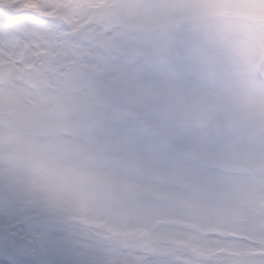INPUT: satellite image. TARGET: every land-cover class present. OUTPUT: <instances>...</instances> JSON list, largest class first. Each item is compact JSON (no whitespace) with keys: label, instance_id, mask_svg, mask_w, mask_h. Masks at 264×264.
I'll list each match as a JSON object with an SVG mask.
<instances>
[{"label":"bare ground","instance_id":"bare-ground-1","mask_svg":"<svg viewBox=\"0 0 264 264\" xmlns=\"http://www.w3.org/2000/svg\"><path fill=\"white\" fill-rule=\"evenodd\" d=\"M30 1L39 6L48 3V14L76 16L79 12L86 26V46L68 44L75 59H69L59 74L45 75L40 70V53L57 51L56 30L49 32L22 22L15 26L18 34L10 35L21 38L14 40V52L20 43L23 48H32L27 51V63L40 76L28 80L32 88L28 113L41 117L47 128L27 139L0 140V208L6 211L19 205L57 218L67 230L81 234L84 246L95 237L101 241L94 256L98 264H144L145 260L161 264H260L257 257L264 255V188H173V171L166 161L161 162L158 145L171 148L168 135L178 131L203 149H189L185 156L196 158L206 153L203 160L221 169H228L227 159L264 156V144L247 139L253 133L264 137V83L255 72L257 51H264V0H199L201 6L191 17L203 19L199 25L203 31L221 37L217 49L202 41L201 29L196 40L180 36L179 42L166 45L142 40L133 33L172 22L180 27L185 19L172 13L174 0H52L53 7L50 0H4L0 8L3 21L17 12L38 15L23 9ZM225 11L256 21L254 26L247 23L243 28L249 37L214 25L225 24L224 20H208L212 14ZM2 25L0 20L4 31L0 35L6 37L9 34ZM95 25L101 32H93ZM116 34L122 38L111 40ZM18 56L15 53L14 58ZM89 63L97 66L98 77L88 71ZM77 68L91 95L102 96L101 91L110 90L120 110L138 115L141 122L156 118L155 140L108 106L98 104L94 116L78 120L73 104L62 97L58 87L65 73ZM240 70L251 71L249 84L238 81ZM61 100L66 101L63 110L67 117L54 112ZM200 110L208 118L195 123L193 115ZM12 129L10 120L5 132L10 135ZM125 130L131 131V140L122 137ZM34 158L48 162L47 173L37 175L30 170ZM136 165L155 179L132 171ZM141 179L160 188H127ZM224 221L228 233L221 229ZM178 232L194 238L178 242ZM133 240L148 244L139 247ZM196 241L201 243L204 256L189 251ZM152 242H164L165 249L158 248L156 254ZM178 243L186 246L178 247ZM216 247H224L226 254L210 252L207 257L209 249ZM233 250L235 256L230 254Z\"/></svg>","mask_w":264,"mask_h":264},{"label":"rangeland","instance_id":"rangeland-1","mask_svg":"<svg viewBox=\"0 0 264 264\" xmlns=\"http://www.w3.org/2000/svg\"><path fill=\"white\" fill-rule=\"evenodd\" d=\"M50 2H51V7H53L55 5V2H53L52 0H50ZM29 3L30 4L28 5V7L23 8L24 10H30L31 12H34V11L37 12V14L39 15V17L42 18V20H45L47 18L49 14L46 10L48 7L46 5L48 3L45 4L44 6H39L34 1H30ZM0 6H4V0H0ZM198 6H201V4H198ZM0 12H2V10H0ZM17 16L19 17L21 15H17ZM163 16L164 15H162L161 18H163ZM6 17H9V16H6ZM65 18L67 19L69 18L73 20V25L67 28L69 29V30H66L68 33H65L64 36L59 37L58 35L60 34H56V38L58 40H55V42L57 43V45L55 46V49L57 50L55 51V55L51 53V56L53 57V58L51 57L52 60L50 58H48L46 61L42 60V62H44L43 65L46 71L49 72L46 75H57L60 73L62 61L59 59V57L69 55V58L75 59V57L69 52L70 50L68 48V44L73 43L76 46H80V47H83L84 45L86 46V44L83 41V34H79L80 30L84 28V24H85V23H81V16L79 12L77 13L76 16L66 15L63 13L60 15L55 14L54 19H52V26H53L52 28H56V29L60 28V24ZM0 20L1 22H4L2 16H0ZM202 20L203 19L190 17L182 21L181 23L182 25L180 27H179V24H177L176 22H172L168 24H160L158 26L150 27L148 29L137 30V31H134L133 33L136 34L138 37H140L142 40L145 38L152 39L153 41L159 42L163 45H166L168 43H172L175 41L179 42L178 38L180 36H182L183 38L187 35H190V38H193V40H196L197 30L201 29L203 31V26L201 27L199 26ZM208 20L209 21L210 20L211 21L224 20L225 24H214V25L222 28L225 31H228L229 33H235V34L244 33L245 36H248V37L250 36V33L243 28L245 27L247 23H250L253 26L256 24L255 20H252V19L249 20V19L243 18L238 13L233 12L230 14L229 12H226V11L221 12V13L212 14L211 16L208 17ZM103 24L108 26V23L106 22H104ZM97 27L98 25H95L94 30H93L95 34H97L98 32H101L100 28L97 31L96 29ZM154 34H159L160 36L157 35L154 38H152ZM110 38L111 40L115 38L119 40L122 37L116 34V35H111ZM14 40L20 41L21 38H12V36L10 35H7L6 37L0 35V51L3 52V55L0 56V63L6 62V61L7 62L12 61L15 63V66H19V67L25 66L23 65V63L16 64L15 60H10V59L15 56V53L16 55L22 56L23 54H27V51L32 50V48L31 47L23 48L21 47L22 44L20 43L19 48H17L14 52V49L16 47V45L14 44ZM125 40H127V37L125 38ZM249 49L252 50L251 47ZM21 53L23 54L21 55ZM260 59L264 60V51H261L259 49V61ZM78 60L83 61L85 60V58L78 57ZM244 61L249 63V58H245ZM259 61L258 60L256 61L255 68H256L258 77H260L264 81V62H263V66H261V63ZM40 64H41V59H40ZM48 66L50 67L48 68ZM88 68H90V70L88 71L90 73H93L95 77H98L100 75V71L97 69V66H94L92 63L90 64V67ZM16 70L19 72V68L16 67L15 72ZM76 74L77 73L65 74L60 79L58 83V87L62 94V97H66L69 100L75 101L77 103L78 106L76 108L78 111L75 112L76 114L75 117L78 120H85V119L89 120V118L94 116L95 114L94 110L95 111L97 110L96 104L97 105L99 104L100 106H108L120 117L123 116L135 122V124L141 129L143 133L150 134V136L152 137V141L155 140L156 131H157L156 128L159 127V124L156 118L148 117L146 118L145 122H141L138 119V115L135 116L130 111L129 113L124 114L123 113L124 111L117 108L116 105L114 104V95H113V92H111L110 90H108V93L101 91L102 96H99L93 93L94 96H92L91 99L82 100L83 94H86L88 96L89 94L91 95L92 93H89L90 92L89 89L86 93H84V88L79 81L78 74L77 75ZM250 74H251V71L240 70L239 76H238V81L240 82V84H244V83L249 84L252 80ZM24 93L26 96V99L24 100V104L27 105L28 96L26 92ZM12 94L14 95V97H18V95L20 94V89L17 92L13 91ZM102 97L104 98V100H102ZM60 102H62V100L58 101L56 104ZM93 103H95V106L93 108L92 106L89 107ZM82 104H83V107H81ZM13 106H14L13 101L8 102V100L6 99L4 102L1 103V112L11 111L9 109L12 108ZM84 108H92L91 116H88L85 118V116L82 114L83 111L86 110ZM59 116L67 117L66 113H62L60 111H59ZM143 116H146V115H143ZM82 118H85V119H82ZM46 125L47 124H45V126ZM40 126L41 124L39 123L38 127ZM15 135H18V137L26 136V135L20 134L18 130ZM31 136L29 133L27 134L25 138H28ZM182 136H183L182 133L178 131L170 132L168 135V141L171 144V148L168 149L169 146H166L165 144L158 145L161 162L164 164V162L166 161V163H168V167L171 168L173 171V176L172 178H170L171 179L170 181L173 184V188H264V156L244 155V156L237 157L235 160H233L234 158L227 159L224 161H226V165L229 166L228 169H221L217 167L216 165L205 162L203 160V155L206 153H201L196 158L193 156H190V157L185 156L184 152H187L189 149H197V150H203V149L191 144L189 141H187ZM122 137L127 140H131L133 138L130 130H125L122 134ZM247 139L248 141H252V144H256V145L264 144V137L259 134L253 133ZM39 159L42 160L41 162L43 163L46 162V161H43L42 158H39ZM32 166L33 164L30 165V168L35 174L37 175L43 174L42 171L33 170ZM132 171H135L136 173L144 174L146 179H155L150 172L149 173L146 172V170L140 165H136L134 170ZM159 186L160 185L155 182H148V181H144L141 179L138 182H133L130 185V187H127V188H160ZM226 223L227 221L223 222V226H221V229H224L225 233H228L227 231L229 227L227 226ZM176 238L178 242H186V241L191 242L194 238V235L186 234L184 232H178ZM132 243L139 247H145L148 244V242L146 241L139 242L137 240H133ZM152 244H155L157 247L156 252H155L156 254L158 253L157 252L158 248L165 249L164 242H157V243L152 242ZM177 246L184 247L186 245L184 243H178ZM175 250L177 251V249ZM189 251H191V253H196L198 255L204 256V253L202 252L201 243L199 241H196L192 249H190ZM210 252H213V254L218 255V256L226 254L224 247H216L213 249H209V252L206 254L207 257H209ZM259 253L260 252H257L255 253V255H258ZM230 254L234 256L236 255L234 250ZM248 264H250V262H248Z\"/></svg>","mask_w":264,"mask_h":264},{"label":"snow or ice","instance_id":"snow-or-ice-1","mask_svg":"<svg viewBox=\"0 0 264 264\" xmlns=\"http://www.w3.org/2000/svg\"><path fill=\"white\" fill-rule=\"evenodd\" d=\"M20 22V17H6L2 27L15 36V26ZM22 22L43 23L38 15L24 16ZM100 243L93 237L92 243L84 246L81 234L67 230L59 219L19 205L0 214V264H98L94 256ZM257 259L264 264V255ZM144 264L161 262L145 260Z\"/></svg>","mask_w":264,"mask_h":264},{"label":"clouds","instance_id":"clouds-1","mask_svg":"<svg viewBox=\"0 0 264 264\" xmlns=\"http://www.w3.org/2000/svg\"><path fill=\"white\" fill-rule=\"evenodd\" d=\"M198 3L199 0H174V3L171 5V11L175 14V16L179 18L188 19L197 10ZM201 39L210 48L217 49L220 47L221 37L216 33H213L211 31H203L201 33ZM197 47L199 48L200 45L198 44ZM221 107L226 106L221 105ZM207 118V114L200 110L194 113L192 119L195 123H204Z\"/></svg>","mask_w":264,"mask_h":264}]
</instances>
